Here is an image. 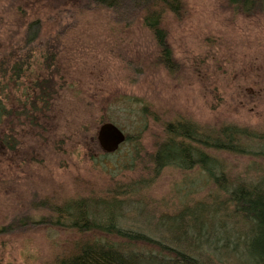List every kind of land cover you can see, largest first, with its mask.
Masks as SVG:
<instances>
[{
    "label": "rangeland",
    "instance_id": "obj_1",
    "mask_svg": "<svg viewBox=\"0 0 264 264\" xmlns=\"http://www.w3.org/2000/svg\"><path fill=\"white\" fill-rule=\"evenodd\" d=\"M179 2V12H164L161 20L169 70L139 19L119 23L106 8L82 0H0V66L6 70L0 104L9 110L0 122V229L26 217L38 223L0 233V264H51L77 235L47 224L49 206L112 188L120 227L172 243L162 224L168 220L159 216L208 203L213 192L199 166L153 173L148 158L165 138V124L235 125L254 144L264 139V9L238 13L225 0ZM35 21V42L23 51ZM19 49L27 62L15 78ZM105 123L128 137L111 154L96 140ZM220 158L244 181L264 168V160L251 157ZM222 219V235L209 237L221 253L216 264H247L240 257L242 236L234 232L239 225Z\"/></svg>",
    "mask_w": 264,
    "mask_h": 264
},
{
    "label": "trees",
    "instance_id": "obj_2",
    "mask_svg": "<svg viewBox=\"0 0 264 264\" xmlns=\"http://www.w3.org/2000/svg\"><path fill=\"white\" fill-rule=\"evenodd\" d=\"M83 3L106 8L119 23L141 20L143 26L150 30L161 54L160 63L171 70L172 55L166 47L161 20L164 12H179V0H82ZM225 4L238 13L255 10L254 7L264 9V0H225ZM38 29L37 21L28 26L22 43L23 51L35 42ZM20 51L13 54L21 63L12 68L15 78H19L15 71L19 72L27 62V59L17 56ZM7 56L10 57V53ZM4 63L8 66L7 61H1ZM2 66L0 76L3 77L6 70ZM39 93L41 98L37 97V100L42 101L45 95L41 91ZM8 115L9 110L0 104V122L4 123ZM164 132L165 138L148 158L153 173L170 166L182 170L199 166L205 175L204 184L213 192L212 200L208 203L192 202L176 216L167 212L159 216V220H168L162 224L168 229L167 237L172 243L120 227L114 220V200L117 197L114 188L106 189L102 196L100 193L92 194L86 200L49 206L50 223L39 220L40 223L66 227L77 235L70 248L66 246L51 264H216L217 255L221 253L215 247L216 241L209 237L222 235V217H229L239 225L240 229L236 232L235 228L234 232L236 237L238 234L242 236L240 257L243 256L247 264H264V168L253 171L256 176L244 181L238 175H231L230 170L227 171L228 164L220 158L229 155L264 160V139L258 138L260 144H254L249 133L235 125L199 130L185 122L174 127L165 124ZM4 142L8 143L7 139ZM140 182L138 180L135 184ZM35 224L38 225L26 217L15 225L3 227L0 233L27 229ZM180 243H187L188 247L194 243V250L178 245ZM236 251V248L232 250L233 254Z\"/></svg>",
    "mask_w": 264,
    "mask_h": 264
},
{
    "label": "water",
    "instance_id": "obj_3",
    "mask_svg": "<svg viewBox=\"0 0 264 264\" xmlns=\"http://www.w3.org/2000/svg\"><path fill=\"white\" fill-rule=\"evenodd\" d=\"M124 134L110 123L103 124L97 133L96 140L104 153H114L125 141Z\"/></svg>",
    "mask_w": 264,
    "mask_h": 264
}]
</instances>
